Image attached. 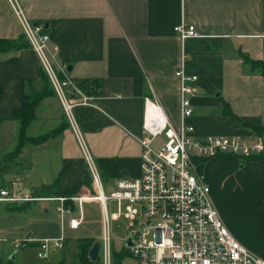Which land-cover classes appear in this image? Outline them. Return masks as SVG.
Returning <instances> with one entry per match:
<instances>
[{"label": "crops", "instance_id": "0c3cea01", "mask_svg": "<svg viewBox=\"0 0 264 264\" xmlns=\"http://www.w3.org/2000/svg\"><path fill=\"white\" fill-rule=\"evenodd\" d=\"M18 1L29 19L45 22L58 46L57 57L72 77L100 82L94 104L77 108L76 114L108 191L118 177L140 174L145 97H152L169 120L179 124L175 70L183 51L186 72L198 77L188 117L194 134H246L264 127V74L249 73L239 55L264 56V0ZM182 21L193 24L199 35L180 39L173 27ZM22 36L9 1L0 0V37ZM39 74L36 53L29 45L0 51V184L14 182L40 193L52 183L59 190L92 188L86 161L54 94L41 99L27 133L37 135L66 124L40 143L26 142L14 158H3L17 142L19 123L11 115L22 104L24 81L37 80ZM261 135L264 138V132ZM193 162L229 230L264 259V150L251 156H197ZM48 201L58 212V201ZM11 206L0 205V260L6 264H11L8 254L13 258L20 251H11L12 239L22 238L23 246L37 249L41 238L57 237L63 230L62 249L70 237L68 230L82 224L77 228L64 224L75 209L62 221L59 212L58 219L47 217L48 203L36 219L22 215L28 204ZM126 259L123 262L131 264Z\"/></svg>", "mask_w": 264, "mask_h": 264}, {"label": "built area", "instance_id": "2783aa9c", "mask_svg": "<svg viewBox=\"0 0 264 264\" xmlns=\"http://www.w3.org/2000/svg\"><path fill=\"white\" fill-rule=\"evenodd\" d=\"M8 1L76 137L95 193L46 194L11 182L0 184V202L16 205L57 200L56 209L62 221L74 210L73 204L77 212L64 224L77 228L84 219V201L95 198L102 211L99 252L102 264H112L109 220L121 217L127 220L124 243L136 264H264L262 257L248 249L229 230L212 201L209 184L195 171L193 162L197 156L210 158L223 154L251 156L261 153L264 138L257 132L194 134V126L188 117L192 114L198 77L186 72V53H181L180 65L175 70L179 80V124H173L152 97H145L143 134L139 137L142 147L140 174L133 178L118 177L114 188L106 191L76 114L77 108L94 104L96 94L90 91V86H81L69 74L66 64L58 59V46L51 41L45 22L29 19L18 0ZM173 30L182 40L199 35L193 24L183 21L174 25ZM149 104L152 105L151 112L148 111ZM157 138L160 145L154 148ZM108 200L115 203V210L108 211ZM64 238L63 230L57 237L41 238L36 247L37 256L45 258L51 251L60 249ZM20 244L18 240L13 242L15 247Z\"/></svg>", "mask_w": 264, "mask_h": 264}, {"label": "trees", "instance_id": "16d2710c", "mask_svg": "<svg viewBox=\"0 0 264 264\" xmlns=\"http://www.w3.org/2000/svg\"><path fill=\"white\" fill-rule=\"evenodd\" d=\"M28 45L24 35L17 39L12 38H2L0 37V51L18 48L20 46ZM242 57L243 64L246 70L249 73H260L264 74V56L260 59H251L245 53H239ZM78 83L84 87H91L90 91L95 93L97 92V87L100 82L95 78L88 79H78ZM54 94L53 90L50 87L49 80L46 76V73L40 68V74L37 80L28 79L24 81L23 84V97L22 104L20 107L14 109L12 111L11 117L18 120V137L16 145L13 149L5 152L3 154V158L11 159L14 158L21 150L22 146L26 142L32 143H40L45 140L51 134L59 131L66 123H61L58 127L46 131L37 135H28L27 128L29 124L34 120L36 115V107L41 101V99L47 95ZM228 111V110H226ZM257 133L262 134L264 132V127H259L255 129ZM56 184H51L49 186L44 187V191L46 194L55 193L62 195H70L78 189V185L75 187L65 188L59 190L56 187ZM57 188V189H56ZM28 202L22 204L12 205V208H25ZM95 241V238L92 236H82L78 238L76 251L73 253L69 260L63 259L59 262V264H102L101 256L96 259H91L88 255V250L90 246ZM112 252V264H125L123 262L124 256H129V251L127 247L124 245L120 249H114V246H111ZM0 264H4L0 260Z\"/></svg>", "mask_w": 264, "mask_h": 264}, {"label": "rangeland", "instance_id": "374dc122", "mask_svg": "<svg viewBox=\"0 0 264 264\" xmlns=\"http://www.w3.org/2000/svg\"><path fill=\"white\" fill-rule=\"evenodd\" d=\"M38 118V115H37ZM36 118V119H37ZM34 122V121H33ZM34 126H36L39 121L35 122ZM32 125V124H31ZM30 129V128H29ZM30 132V130H28ZM160 145V139L157 138L156 141L153 143L154 148H158ZM4 154V153H3ZM2 154V155H3ZM1 155V156H2ZM104 182V180H103ZM112 183L108 184V187L111 186ZM107 187V188H108ZM108 191L107 189H105ZM77 192V190L75 191ZM81 194H94L95 191L93 188L88 186V188H83L80 191ZM72 194V193H71ZM48 203L51 207L49 209L48 216H52L54 219H58L59 214L53 207V204L51 201H31L28 202V206L25 208V212L22 215H26L27 217L33 216L35 219L41 217V209H43V206ZM4 205H10L7 203H0ZM72 204V203H71ZM14 205V204H12ZM73 208L76 210L75 205H73ZM108 211L115 210V203L112 200L107 201ZM1 208V207H0ZM84 219L82 224L75 230H68V233L70 234V237L68 238L67 244L62 248L55 251H51L49 255L45 258L38 257L36 253V249L33 245L27 244L23 246V239L22 238H15L19 241L20 246L15 247L13 245V242L15 239H12L10 242L11 245V251L20 249L19 253L13 257L10 258V254H8V261L10 260L11 264H57L59 261V258L65 257V259L69 260L73 253L76 251V246L78 242V238L80 235H93L95 237V240H101L102 239V227H103V221H102V211L101 206L98 200L91 199V201H86L84 203ZM73 214L76 213V211L72 212ZM0 218H3L0 212ZM2 223V220L0 221V224ZM127 220L123 217H121L118 220H109V228H110V238L111 243L114 246V249H120L122 246L125 245L124 240L127 236V228H126ZM24 249V250H23ZM126 259L128 263L135 264L133 258L129 256H124L123 260ZM4 264H6L4 262Z\"/></svg>", "mask_w": 264, "mask_h": 264}, {"label": "water", "instance_id": "95a60500", "mask_svg": "<svg viewBox=\"0 0 264 264\" xmlns=\"http://www.w3.org/2000/svg\"><path fill=\"white\" fill-rule=\"evenodd\" d=\"M129 243H130V237H128L127 239V244ZM100 247H101L100 241L95 240L88 250V255L91 259H96L99 256ZM14 254H15V251L13 252L11 256L13 257Z\"/></svg>", "mask_w": 264, "mask_h": 264}, {"label": "bare ground", "instance_id": "6f19581e", "mask_svg": "<svg viewBox=\"0 0 264 264\" xmlns=\"http://www.w3.org/2000/svg\"><path fill=\"white\" fill-rule=\"evenodd\" d=\"M148 111L151 112L152 111V105H148Z\"/></svg>", "mask_w": 264, "mask_h": 264}]
</instances>
